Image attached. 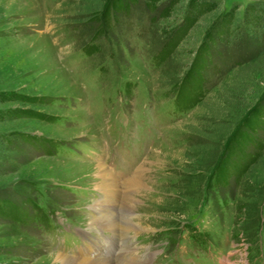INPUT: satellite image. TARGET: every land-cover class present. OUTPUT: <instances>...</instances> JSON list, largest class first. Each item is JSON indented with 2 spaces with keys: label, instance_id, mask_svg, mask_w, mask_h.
Wrapping results in <instances>:
<instances>
[{
  "label": "rangeland",
  "instance_id": "obj_1",
  "mask_svg": "<svg viewBox=\"0 0 264 264\" xmlns=\"http://www.w3.org/2000/svg\"><path fill=\"white\" fill-rule=\"evenodd\" d=\"M114 1L0 0V96L32 99L0 111L34 113L0 122L1 135L30 141L17 135L0 150V196L26 212L21 225L0 218V264H55V253L88 260L107 239L125 249L112 261L264 264V150L240 177L221 167L239 111L264 97L261 84L241 83L264 73V34L256 39L248 22L249 5L264 0H200L215 8L188 29L191 0L167 17L172 0L155 10L118 0L106 15ZM230 14L233 43L213 34ZM211 35L213 62L196 71ZM243 132L256 142L250 150L264 147V132ZM100 163L134 172L122 180L144 169L129 216L142 228L91 225L89 208L106 197Z\"/></svg>",
  "mask_w": 264,
  "mask_h": 264
},
{
  "label": "trees",
  "instance_id": "obj_2",
  "mask_svg": "<svg viewBox=\"0 0 264 264\" xmlns=\"http://www.w3.org/2000/svg\"><path fill=\"white\" fill-rule=\"evenodd\" d=\"M162 0H148L147 6L148 8H151L152 10H155L157 7L156 5L161 2ZM181 0H172L170 10L168 13H166V17L170 14L171 9ZM118 0H115L111 3L110 9L107 11L106 15L109 13V11L112 8H115V6H118ZM214 6L208 2H200V0H191L189 3V12L185 18V26L186 28H193V26L197 23V21L204 15L212 12L214 10ZM249 12L252 14V19L248 22H251L255 24L259 28V32L255 31L252 33V35L256 39H262V35L264 34V4L262 2H258L255 5H249L248 7ZM164 16V17H165ZM224 19V21L221 23L219 29H216L213 31V34L216 32L217 38L220 36V38H226L229 42L233 43L237 39V33H234L231 29V26L233 24L232 17L233 14L227 15ZM108 18V16L106 17ZM211 35L208 37L203 44L199 55L197 56L196 63L193 67L194 70L197 71V68L201 65L206 66L208 63L213 62L212 57V49L217 47V38ZM221 42V41H220ZM259 54L262 55L263 50L258 51ZM207 60V62H206ZM260 60V59H259ZM258 61V60H257ZM261 62V61H260ZM263 63V61L261 62ZM255 65V64H253ZM252 67V66H251ZM252 69V68H250ZM244 81L243 85H245L246 81L253 82L256 85H262L259 87L262 90L264 87V73H254L251 74L249 79L242 78ZM241 85V86H243ZM240 86V87H241ZM239 92L237 94L235 93L233 100L235 102L240 101L243 96V90L238 89ZM32 99L22 96L17 93H4L0 96V102L4 103H10V102H31ZM242 114V122L240 123V128L236 130L234 133L233 138L230 142V149L228 151V154L226 155L225 159L222 161V168H228V170L233 171L237 173L238 177L241 176V174H244L250 166H253L257 160L261 157L262 151L264 150V147L260 146L259 150H250L252 146L256 144L255 140L253 138L248 137V135L243 132L244 127H248L249 131H261L264 132V97L261 98L258 102H256L252 106H245L242 110L239 111ZM244 112V113H243ZM239 114V115H241ZM34 113L27 109H11V110H5L0 111V122H4L7 120H14V119H23L28 117H33ZM237 116V115H236ZM18 135V136H17ZM20 138V140H28V136H22L19 134L16 135H1L0 134V150L3 148H6L5 146H13V140L16 138ZM20 136V137H19ZM14 138V139H13ZM30 142V141H29ZM247 151H253L252 155L248 154ZM235 159V160H234ZM244 161H247L246 163ZM227 163V164H226ZM245 166H243L244 164ZM243 164V165H242ZM235 166V167H234ZM241 166V167H240ZM237 168V169H236ZM230 171V172H231ZM26 212L22 209L21 206L14 203L12 200L0 196V218H2L5 221L9 222H18L19 225L25 224V221L23 216L25 217Z\"/></svg>",
  "mask_w": 264,
  "mask_h": 264
},
{
  "label": "bare ground",
  "instance_id": "obj_3",
  "mask_svg": "<svg viewBox=\"0 0 264 264\" xmlns=\"http://www.w3.org/2000/svg\"><path fill=\"white\" fill-rule=\"evenodd\" d=\"M96 172L97 174L95 176L102 178L97 187L103 190L106 197L105 200L96 203L94 207L95 215L90 216L92 221L91 225L94 223L108 225L115 232L118 229L125 232L127 229L142 228V226L132 222L129 216L133 213V203H136V198L134 197L135 192L145 185L143 183L144 169H140L133 179L130 180H122L121 178L114 177L102 163L98 164ZM124 181H128L125 188L123 186ZM120 188H122L123 192H120ZM117 196L119 197L118 199ZM121 196H123V199ZM107 198L110 199L107 200ZM116 206H119L122 211L117 210ZM120 211L122 213L121 215L119 214ZM51 257L55 264H142L139 259H124L123 262H119L120 260L112 261L115 259L109 257L104 261L88 258V260H81L66 257L60 253H55Z\"/></svg>",
  "mask_w": 264,
  "mask_h": 264
}]
</instances>
